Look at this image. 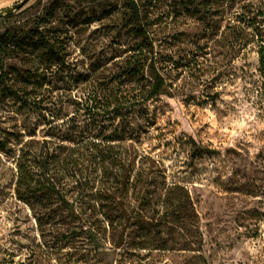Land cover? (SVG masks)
I'll return each mask as SVG.
<instances>
[{
  "label": "rangeland",
  "instance_id": "1",
  "mask_svg": "<svg viewBox=\"0 0 264 264\" xmlns=\"http://www.w3.org/2000/svg\"><path fill=\"white\" fill-rule=\"evenodd\" d=\"M135 1L153 56L128 0L0 13V264H264V0Z\"/></svg>",
  "mask_w": 264,
  "mask_h": 264
},
{
  "label": "trees",
  "instance_id": "2",
  "mask_svg": "<svg viewBox=\"0 0 264 264\" xmlns=\"http://www.w3.org/2000/svg\"><path fill=\"white\" fill-rule=\"evenodd\" d=\"M130 2L134 1V0H128ZM139 8H140V4H138ZM132 7V6H131ZM133 18L135 20V22L138 24V32L140 33V36L142 37L143 40V49L142 51H146V54L148 53L147 57L153 56L154 54V42L153 39L151 38L148 29H147V25L144 22L143 18L139 15L137 16L135 11L133 10ZM11 37H7L5 35H0V46L4 45V48H8L10 46L11 43ZM40 44V48L43 50V55H45L48 59L52 60L54 63L56 64H61L64 63L62 60V56L60 54V52L56 49V47L49 41L48 38H46L45 40L42 39L41 42H39ZM257 55L259 57V64H260V72L262 74V76L264 77V38H261V40H259V42L257 43ZM150 59L151 63H152V57L148 58ZM1 63H3L1 61ZM2 69H3V65H2ZM155 82L154 83H150V89H149V95H148V100L153 99L157 96H159L160 94V89L163 85V80L162 78L157 74L154 77ZM259 94L262 97V103H264V82H263V89L261 90V92H259ZM96 102V101H95ZM106 109L111 108V104H107L105 106ZM97 113V112H96ZM93 117H98V114H90ZM263 120H264V111H263ZM82 134L79 135V137H81ZM94 139V138H93ZM107 140V146L106 149L107 150V154L109 149H112V147L115 145V141H122L123 139L121 138H117V137H111V138H106ZM78 138H76L75 140H70V142H72V144L78 145V144H84V146L86 148H92V150H94L95 152V148L99 147L102 143H98V142H89L87 143V141L82 140V142L78 143L77 142ZM7 149V142L0 140V151H6ZM95 157L100 161V163H102V165H105L106 159L105 156L103 154V151L98 152L95 154ZM105 168V166H104ZM121 168L123 170L122 174H116L114 177V182L116 185L120 184V189H116V194H120L119 196H122V194L124 192H129L131 190L130 187V180H131V170L129 168V166H126L125 164L121 165ZM23 168L20 166L19 170H20V175H22L19 180H18V186H21L22 183H24L23 181ZM107 169V167H106ZM107 183H109V180L107 181ZM31 185L29 187H31L30 189L34 192V193H43L41 194V196L47 195V196H52V197H57L58 199H61L60 197V191L57 190L55 188V186H53V184L50 186V188H45V186L43 184H39V188H32V183L27 182V185ZM86 185H90V178H86L85 181ZM115 190V187H113V191ZM112 191V192H113ZM110 193V195L106 194V198H111L112 201H116V196L113 193ZM124 196V195H123ZM61 206L63 209L67 210L68 213L72 216H75L77 214V211L75 209V205L72 203H69L66 200H61ZM118 204H121L118 203ZM109 214H104V216H107V218L109 220H111V217L108 216Z\"/></svg>",
  "mask_w": 264,
  "mask_h": 264
},
{
  "label": "crops",
  "instance_id": "3",
  "mask_svg": "<svg viewBox=\"0 0 264 264\" xmlns=\"http://www.w3.org/2000/svg\"><path fill=\"white\" fill-rule=\"evenodd\" d=\"M21 0H0V13L11 9L16 3Z\"/></svg>",
  "mask_w": 264,
  "mask_h": 264
},
{
  "label": "water",
  "instance_id": "4",
  "mask_svg": "<svg viewBox=\"0 0 264 264\" xmlns=\"http://www.w3.org/2000/svg\"><path fill=\"white\" fill-rule=\"evenodd\" d=\"M131 6H132L133 10L135 11L136 15L139 16L140 10H139V6L135 0L131 2Z\"/></svg>",
  "mask_w": 264,
  "mask_h": 264
}]
</instances>
